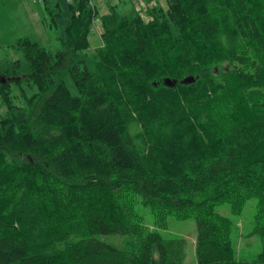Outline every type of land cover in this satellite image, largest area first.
<instances>
[{
    "label": "trees",
    "instance_id": "obj_1",
    "mask_svg": "<svg viewBox=\"0 0 264 264\" xmlns=\"http://www.w3.org/2000/svg\"><path fill=\"white\" fill-rule=\"evenodd\" d=\"M42 1L59 47L0 55V264H181L136 202L194 218V264H264V0H106L93 52L89 0ZM250 199L243 259L217 207Z\"/></svg>",
    "mask_w": 264,
    "mask_h": 264
},
{
    "label": "rangeland",
    "instance_id": "obj_2",
    "mask_svg": "<svg viewBox=\"0 0 264 264\" xmlns=\"http://www.w3.org/2000/svg\"><path fill=\"white\" fill-rule=\"evenodd\" d=\"M115 0H109V3L113 4ZM162 6L165 7L166 0H160ZM38 11L41 12V17L45 15L44 4L42 0H34ZM109 3L106 0L98 1L97 6V16L105 15L108 11ZM24 4V5H23ZM25 2L24 0H0V55L7 53V48L14 44V42L22 37L27 38H38L40 43L43 45L51 46V49H55L59 47V43L54 38L56 35V31L53 29H45L43 24H41L42 32L41 34L37 31V28H32L30 26H21L18 25V10L24 8ZM86 47L87 50L93 52L98 46H101V38L100 35H97L95 31L90 30L88 34ZM227 64L222 63L218 69H226ZM188 76H192L194 79H198L197 74H190ZM186 76V77H188ZM170 79V78H169ZM172 80V79H171ZM195 81V80H194ZM182 80L176 82L177 84H181ZM193 82V81H192ZM191 82H185V85H189ZM175 84V83H174ZM173 84V85H174ZM176 85V84H175ZM219 89L215 88L212 84V94H215ZM205 89L194 90V92L201 93L205 92ZM135 208L139 211L138 213L142 215L141 223L139 222V226L141 227V231L143 230H155L162 237L167 238H180L186 243V257L185 260L181 264H194L196 262L195 256V244H196V228L194 225V218L189 217L185 219H180L175 215H166L163 218H158L156 214L153 213L148 207L144 205H140V203L136 202ZM255 203L254 199H250L245 206L241 209V212L238 216H233L229 213V209L227 204H222L217 207V210L229 215L233 219V223L236 225V231L233 235V242L235 243V249L240 257L243 259H251L254 257L257 252L260 250V241L257 237L247 236L248 232L253 226V217ZM145 228V229H144ZM146 233V231H145ZM156 258L151 261V264H155Z\"/></svg>",
    "mask_w": 264,
    "mask_h": 264
},
{
    "label": "crops",
    "instance_id": "obj_3",
    "mask_svg": "<svg viewBox=\"0 0 264 264\" xmlns=\"http://www.w3.org/2000/svg\"><path fill=\"white\" fill-rule=\"evenodd\" d=\"M25 6L21 10H18V25L21 26H30L32 30L37 28V31L41 34V12L38 11L34 0H24ZM24 5V4H23ZM27 37V36H26ZM31 39V38H30ZM31 40H35L40 42L38 38H34Z\"/></svg>",
    "mask_w": 264,
    "mask_h": 264
},
{
    "label": "built area",
    "instance_id": "obj_4",
    "mask_svg": "<svg viewBox=\"0 0 264 264\" xmlns=\"http://www.w3.org/2000/svg\"><path fill=\"white\" fill-rule=\"evenodd\" d=\"M98 1L100 0H89V4L90 6L93 8H95L98 4ZM135 3V9L139 12L140 16L143 17V20H149L150 18H152L151 16H149L146 12L147 7L146 6H151L155 4V0L150 1V3L148 5H146V3L144 2V0H134ZM100 17L95 16L92 20V24H91V30L95 31L97 35H100L102 29L100 26Z\"/></svg>",
    "mask_w": 264,
    "mask_h": 264
},
{
    "label": "water",
    "instance_id": "obj_5",
    "mask_svg": "<svg viewBox=\"0 0 264 264\" xmlns=\"http://www.w3.org/2000/svg\"><path fill=\"white\" fill-rule=\"evenodd\" d=\"M8 79H10V78H6V77H0V81L1 82H5V81H7ZM195 79L192 77V76H188V77H185V78H183L182 79V82L181 83H185V82H192V81H194ZM166 82H164V83H166V84H169V85H173L177 80L176 79H174L173 81H171V79H166L165 80Z\"/></svg>",
    "mask_w": 264,
    "mask_h": 264
}]
</instances>
